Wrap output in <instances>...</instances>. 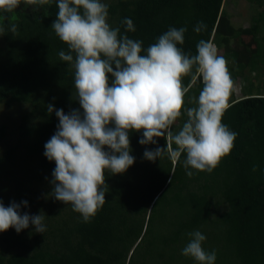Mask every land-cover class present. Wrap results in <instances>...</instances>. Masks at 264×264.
Wrapping results in <instances>:
<instances>
[{
  "label": "trees",
  "instance_id": "trees-1",
  "mask_svg": "<svg viewBox=\"0 0 264 264\" xmlns=\"http://www.w3.org/2000/svg\"><path fill=\"white\" fill-rule=\"evenodd\" d=\"M248 1L257 10L249 26L237 27L225 0H102L110 26L125 34L122 21L131 18L135 31L126 34L143 41L144 49L170 27H186L184 44L178 45L185 53L195 55L201 39L222 50L218 55L226 59L242 93L236 96L232 88L222 118L238 133L234 147L211 173L189 169L194 174L188 177L186 154L177 161L167 154L155 161L144 158L145 150L167 145L175 150L167 136L141 145L142 131H131L134 164L121 174L105 170V203L95 216L84 222L71 204L53 196L37 209L36 215L44 216V233L30 224L19 233L9 228L0 237V264H198L181 254L186 234L194 230L207 237L202 244L206 251H216L215 264H264V0ZM57 13L56 0L43 6L22 2L11 13L0 12L5 28L0 36V106L24 108L12 112L13 140L0 117V200L5 206L32 203V185L52 181L55 161L44 155V145L57 131L55 110L67 114L80 108L74 70L58 56L68 46L51 27ZM200 21L207 27L196 33ZM12 23L15 34L9 31ZM194 73L183 78L185 109L195 106L192 98L203 87ZM186 119L182 112L172 131L178 132Z\"/></svg>",
  "mask_w": 264,
  "mask_h": 264
},
{
  "label": "clouds",
  "instance_id": "clouds-1",
  "mask_svg": "<svg viewBox=\"0 0 264 264\" xmlns=\"http://www.w3.org/2000/svg\"><path fill=\"white\" fill-rule=\"evenodd\" d=\"M43 6L51 0H0V12L11 13L21 3ZM58 13L51 27L56 36L68 46L61 50V61L74 70V98L80 108L65 114L55 110L59 119L57 131L45 143L44 155L55 161L52 173V195L89 222L105 203V170L121 174L134 164L130 154L131 131L141 132V145L156 144V137L167 136L176 149L157 147L145 150L144 158L155 161L165 154L172 161L186 154L183 167L211 173L230 154L238 135L222 122L229 107L233 81L226 59L217 48L201 39L196 54L185 53L178 45L184 44L186 27H170L146 49L143 41L129 38L134 32L131 18L125 17L119 27L107 22L108 5L102 0H56ZM203 21L194 26L200 33L206 29ZM9 31L17 32L12 23ZM5 28L0 26V36ZM215 44V43H214ZM142 52L144 54H142ZM75 54V56L73 55ZM202 78V90L193 97L195 106L184 108L188 88L183 78L193 74ZM82 109V111H81ZM54 111L48 105V112ZM186 113L187 119L178 132L173 124ZM107 148V150H105ZM256 165L253 171L257 170ZM27 205V201L21 202ZM21 204L5 206L0 200V232L35 226L44 233V216L21 214ZM188 243L181 254L198 264H215V250L206 251L202 244L207 237L199 230L188 232Z\"/></svg>",
  "mask_w": 264,
  "mask_h": 264
},
{
  "label": "rangeland",
  "instance_id": "rangeland-1",
  "mask_svg": "<svg viewBox=\"0 0 264 264\" xmlns=\"http://www.w3.org/2000/svg\"><path fill=\"white\" fill-rule=\"evenodd\" d=\"M224 7L226 11L230 14L231 19L237 27L243 26L247 27L251 24V17L252 15L256 12L257 7L255 4L248 0H225ZM214 46L217 48V53L221 54L222 50L218 49L216 44ZM234 89L237 91L236 96H241V89H240V83H233ZM238 93V94H237ZM231 96H229V99ZM22 109V107H18V105L15 106V108H9L8 106L2 105L0 106V117L2 120H5L7 122V128H8V133H9V138L10 140H13L15 138V124L12 121V112L14 110ZM9 118V119H8ZM14 118V117H13ZM30 164V163H28ZM32 168V167H31ZM48 183L46 184H40L38 182H35L34 185H32L31 189L32 192L30 195L32 196V203L28 205H23L21 203V209L22 213H28L29 215H36L37 214V209L41 208L43 203L48 204V201L51 200L53 197L52 193H45L46 190L52 192L51 188V180L48 179ZM31 191V190H30ZM49 198V199H48ZM16 202V201H15ZM5 235L4 232H0V237H3ZM2 241H0V248ZM17 250V249H15Z\"/></svg>",
  "mask_w": 264,
  "mask_h": 264
}]
</instances>
